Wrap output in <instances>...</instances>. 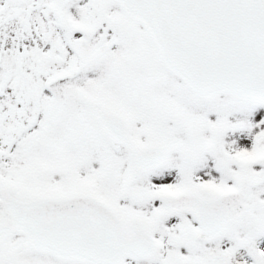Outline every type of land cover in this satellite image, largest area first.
I'll return each instance as SVG.
<instances>
[{
    "label": "snow or ice",
    "instance_id": "6c2138e0",
    "mask_svg": "<svg viewBox=\"0 0 264 264\" xmlns=\"http://www.w3.org/2000/svg\"><path fill=\"white\" fill-rule=\"evenodd\" d=\"M0 264H264V0H0Z\"/></svg>",
    "mask_w": 264,
    "mask_h": 264
}]
</instances>
